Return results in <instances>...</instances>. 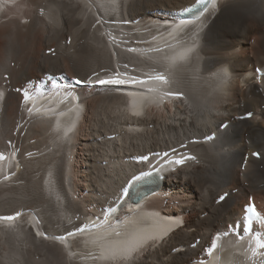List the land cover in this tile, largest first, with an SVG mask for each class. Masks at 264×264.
Returning <instances> with one entry per match:
<instances>
[{
    "label": "bare ground",
    "instance_id": "obj_1",
    "mask_svg": "<svg viewBox=\"0 0 264 264\" xmlns=\"http://www.w3.org/2000/svg\"><path fill=\"white\" fill-rule=\"evenodd\" d=\"M195 3L27 0L5 13L0 152L15 160L0 158V264H207L218 231L230 235L212 258L252 264L231 232L251 200L264 213V0H221L177 25ZM131 68L180 97L158 108L152 90L131 91ZM75 78L76 93L57 89ZM145 171L161 177L138 198Z\"/></svg>",
    "mask_w": 264,
    "mask_h": 264
},
{
    "label": "snow or ice",
    "instance_id": "obj_2",
    "mask_svg": "<svg viewBox=\"0 0 264 264\" xmlns=\"http://www.w3.org/2000/svg\"><path fill=\"white\" fill-rule=\"evenodd\" d=\"M160 79H164L163 77H159ZM78 82H80V81H78ZM100 84H120V83H123L122 81H120V80H115V81H113V80H99L98 81ZM258 155V154H257ZM142 160L143 159H146V157H142L141 158ZM245 211L246 212H252V213H254L255 214V208H254V206H252V205H249L248 207H246V209H245ZM16 215H19V213H17ZM3 219H14L15 217L14 216H7V217H2ZM248 223L249 224H251V220L249 219L248 220Z\"/></svg>",
    "mask_w": 264,
    "mask_h": 264
},
{
    "label": "rangeland",
    "instance_id": "obj_3",
    "mask_svg": "<svg viewBox=\"0 0 264 264\" xmlns=\"http://www.w3.org/2000/svg\"><path fill=\"white\" fill-rule=\"evenodd\" d=\"M25 20V19H24ZM252 41V40H251ZM2 216H4V215H2ZM8 216H10V215H8Z\"/></svg>",
    "mask_w": 264,
    "mask_h": 264
}]
</instances>
